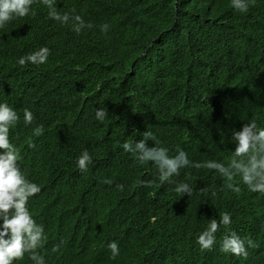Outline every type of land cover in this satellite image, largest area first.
I'll use <instances>...</instances> for the list:
<instances>
[{"label":"trees","instance_id":"1","mask_svg":"<svg viewBox=\"0 0 264 264\" xmlns=\"http://www.w3.org/2000/svg\"><path fill=\"white\" fill-rule=\"evenodd\" d=\"M55 6L93 27L77 34L71 21L48 18L34 0V16L0 29V103L20 116L19 163L41 189L26 207L47 237L38 250L44 264H264V195L239 177L237 194L214 170L188 167L172 178L193 187L191 197H180L175 183L160 184L154 164L141 165L120 147L148 130L169 155L179 147L193 162L227 163L234 132L252 120L264 128V0L246 13L231 0H55ZM103 24L110 26L106 33ZM41 47L50 50L45 64L17 63ZM99 108L108 113L103 121L95 117ZM24 109L34 115L31 125L23 122ZM84 150L92 163L81 172L76 161ZM38 155L45 162L40 171ZM204 187L207 195L198 192ZM222 212L241 237L257 231L247 258L220 251L223 228L211 251L196 244ZM111 242L120 249L114 259ZM13 264L33 261L25 254Z\"/></svg>","mask_w":264,"mask_h":264},{"label":"clouds","instance_id":"2","mask_svg":"<svg viewBox=\"0 0 264 264\" xmlns=\"http://www.w3.org/2000/svg\"><path fill=\"white\" fill-rule=\"evenodd\" d=\"M34 0H0V29L17 18H24L35 13L31 6ZM41 3L48 9V18L60 23L69 24L74 32L79 34L84 28H92L91 23H85L83 18L75 14L74 10L69 13L61 14L57 11L55 0H41ZM255 3V0H231L232 8L240 13H246L249 6ZM108 24L101 26V32L106 33L109 30ZM50 50L47 47H41L38 50L22 56L17 63L20 66L27 64L43 65L47 62ZM108 113L104 108L96 110L95 117L103 121ZM20 121L18 113L7 103H0V264H13L16 260H22L25 254L33 261V264H44V258L39 254V249L45 244L47 237L44 234V228L37 223L28 208L26 207L30 197L37 195L41 189L36 183L31 182L22 172L19 160L20 149L14 144V138L22 135L21 126L17 125ZM34 121L33 113L24 109L23 122L25 125H31ZM44 132L43 125H38L33 129V134L37 137ZM152 141V147L147 142ZM235 150L227 163L208 160L204 162H193L188 158V154L181 148L176 149L175 155H169V149L161 146V141L151 131H144L142 139L131 142L125 141L120 147L126 153H131L136 157L137 163L144 165L151 162L158 171V178L161 185L165 183H175L173 177L179 176L182 169L188 167L206 168L214 170L225 180L227 189L232 192L240 193L241 188L236 183L239 177L240 183L247 186L251 192H257L264 195V128H258L255 120L245 124L240 131L233 133ZM34 147V145H29ZM92 163V157L87 150H84L77 158V168L81 172H86ZM45 162L38 155L36 170L40 171ZM102 183L112 184L111 179H104ZM153 181H137V185L150 187ZM118 190H123V185L116 186ZM173 191L180 197L187 194L189 197L193 194V187L188 183H175ZM202 195H207L206 187L198 191ZM216 193L213 192L214 196ZM252 220V224L255 223ZM232 219L229 213L219 214V220L211 219L208 226L196 239V244L201 251H211L216 245L217 236L221 228L225 234L220 241V251L230 253L236 257L248 256V248H255L257 231L241 237L235 231L231 230ZM59 245L53 247V251L58 249ZM111 257L114 259L120 254L119 246L116 242L108 244Z\"/></svg>","mask_w":264,"mask_h":264}]
</instances>
